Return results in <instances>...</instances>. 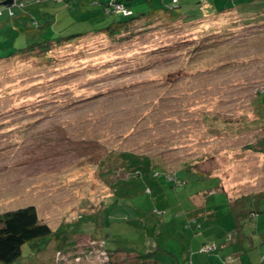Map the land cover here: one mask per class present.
<instances>
[{"label": "rangeland", "instance_id": "374dc122", "mask_svg": "<svg viewBox=\"0 0 264 264\" xmlns=\"http://www.w3.org/2000/svg\"><path fill=\"white\" fill-rule=\"evenodd\" d=\"M131 1L136 15L172 3ZM208 1V12L245 3L262 15L198 51L177 43L179 30L154 31L148 43L162 37L169 50L144 46L145 37L133 50L154 51L152 58L139 55L135 69L124 65L93 80L58 67L77 54L72 46L43 60L0 62V214L33 204L53 230L25 243L12 264H109V250L129 253L131 264H191L198 253L199 264H212L207 260L221 261L227 248L234 258L242 251L249 264H264V211L259 223L244 218L238 229L233 211H248L251 201L237 207L231 200L264 193V127L244 125L264 119V0ZM96 7L92 0L1 6L0 58L41 31L45 38L79 34L114 19ZM24 10L41 25L43 13L53 21L41 31L13 32ZM123 46L116 52L132 47ZM188 164L191 172L183 170ZM205 242L217 250L202 253ZM228 257L224 264H242Z\"/></svg>", "mask_w": 264, "mask_h": 264}, {"label": "trees", "instance_id": "16d2710c", "mask_svg": "<svg viewBox=\"0 0 264 264\" xmlns=\"http://www.w3.org/2000/svg\"><path fill=\"white\" fill-rule=\"evenodd\" d=\"M92 1L97 4L99 3L102 12L106 15L114 16V19L109 24L99 29L53 38L43 37L44 33L41 31L44 27L50 26L52 16L44 14L41 17L44 24L41 25L38 21L40 19L31 18L27 11L24 10L22 14L14 18L15 28H17V31L24 34L38 29L41 31V33H39L40 39L38 38L32 43L26 44L25 47L18 48L16 52L0 58V62L23 61L24 59L22 58L29 57L30 59H35L40 56L42 57L41 60H43L50 58L51 54H59L61 51H66L65 49H69V47L72 46V49H77V54L72 55L70 53L71 55L64 56L63 60L57 62V65H61L58 67H73L74 69H71L70 72H75L76 70V72L82 71L86 73L85 76L88 80H91L90 78L93 80V78L97 79L101 76L104 77L115 71L120 72V68L124 65L129 66L130 69H135V66L132 65L133 59H137L140 57L139 55H141V57L145 55L147 58H152L156 54L154 51L144 50L140 53H136V50H133L134 45L145 37H148V39L146 43H143L144 46L149 44L150 46L148 47L150 48L153 46L154 49H156L155 47L157 46L159 49L169 50L172 46L169 44L171 41L165 42L162 40V37L152 45L151 42L148 43L149 39H154V37H149L154 31H156V34L157 32L161 34L163 32L165 33L167 30L176 32L179 30L180 32L178 31V33L180 35L178 39L181 38L177 43L179 45L184 44L185 47H192L191 50L193 51H198L212 46L215 43L213 40L214 36L222 37L230 32V30H241L245 27L255 26L253 22L258 19L257 17H261L262 15L261 12H251L247 8L248 4L245 3L238 5L235 10L216 9L218 12H208L213 7L212 3L208 0H190L184 4L180 3V0H177L176 3L172 0V3H169L166 7L155 9L152 13L136 15L131 10V4L133 3L131 0H107L106 2L102 0L99 2L97 0ZM253 1L255 0L251 2ZM115 3H123L129 9V14L124 15L121 12L115 11L113 8V4ZM163 38L166 37L163 36ZM123 44L132 46L131 50L125 53H117L116 51L118 49L122 50L121 47H124ZM95 76L98 77L95 78ZM87 87L88 85L82 86V88ZM260 95V103L264 106V91H262ZM262 112L263 116L261 117H264V107L262 108ZM263 123L264 119L259 118L257 121L253 122L252 125L249 123H244V125L246 128L248 126L264 127ZM262 144L264 145V140ZM260 150L264 151V148ZM118 157L138 156L130 152H121L118 154ZM152 163L155 164L153 159ZM189 166L188 164L183 170L189 172ZM198 173L201 175L206 174L202 172ZM231 200L234 205H237V203L239 204L237 207L244 204L247 200L251 201V208L248 211H244L243 209L241 211L234 209L233 211L238 228L243 225L244 218L252 220L254 219L253 216L264 211V193L240 195L239 197H233ZM52 234V227L40 218L38 209L33 204L5 211L0 214V263L12 264L21 256L22 247L25 243L42 237L51 236ZM205 245H209V243ZM202 247L200 251L204 254H212L217 250L216 246L215 250L207 253L201 250ZM108 252L109 264H118L121 261L122 263L127 262V264L129 261L131 264L129 259L125 261L129 253H125V251L122 250H109ZM124 254L126 256H124ZM134 256L135 258L141 259L149 257V254H138ZM134 262L140 263L139 260L135 259L132 263Z\"/></svg>", "mask_w": 264, "mask_h": 264}, {"label": "crops", "instance_id": "0c3cea01", "mask_svg": "<svg viewBox=\"0 0 264 264\" xmlns=\"http://www.w3.org/2000/svg\"><path fill=\"white\" fill-rule=\"evenodd\" d=\"M98 1V0H97ZM107 1V0H106ZM105 1V2H106ZM99 2V1H98ZM94 3H96V2H94ZM96 8H101V7H96ZM101 10V9H100ZM94 11H96V10H94ZM102 11V10H101ZM47 15L48 13H43L42 14V16L43 15ZM48 15H50V14H48ZM13 16H15V12H14V15ZM12 16V17H13ZM50 16H52V15H50ZM93 16H91L90 18H92ZM52 21H53V19H51ZM52 23V22H51ZM10 25V24H9ZM15 21L13 20L12 21V23H11V29L13 30V32H18L17 31V28H15ZM43 33H44V31H43ZM11 34H12V31H11ZM13 35V34H12ZM17 36V35H16ZM16 36H14L15 38H16ZM261 213V212H260ZM260 213H258L256 216H253V218L255 219L256 217H257V219H258V223H259V220L261 219V217L262 216H260ZM259 216V217H258ZM258 223H257V225H258ZM236 227L238 228V226H237V223H236ZM239 229V228H238ZM234 237V240H235V242H239V240H238V238H239V236L238 235H234L233 236ZM208 243V242H207ZM206 242H205V244H207ZM205 244H203V245H205ZM202 245V246H203ZM201 246V247H202ZM228 249V248H227ZM227 249H225V251H224V253L222 254L223 256H229L228 258H229V260H231V263H236L238 260L240 261V263H242V264H249L248 263V261H246V259L245 258H243L242 257V251H238L237 253H238V257H236V258H234V256H236V254H231V253H229L228 251H227ZM223 256H222V260L220 261L219 260V258L218 257H216V256H213V258L212 259H210V260H207L209 263H212V264H224V261H223ZM195 257H196V259H195ZM156 261H158V259L156 258ZM156 263V262H155ZM157 263H159V262H157ZM200 263V254L198 253V255L196 254H194V256H193V259H192V262H191V264H199ZM229 262L228 261H226L225 262V264H228ZM250 264H254L253 262L252 263H250Z\"/></svg>", "mask_w": 264, "mask_h": 264}, {"label": "built area", "instance_id": "2783aa9c", "mask_svg": "<svg viewBox=\"0 0 264 264\" xmlns=\"http://www.w3.org/2000/svg\"><path fill=\"white\" fill-rule=\"evenodd\" d=\"M173 1L175 3L177 2V0H173ZM113 5H114L113 8L115 9V11L121 12L124 15H128L129 14V9L123 3H115ZM1 13H2V11L0 9V15H1ZM10 15L11 16L14 15V12L12 10L10 11ZM215 249H216V245L213 243V244H209V245L203 246L201 250L208 253V252H211V251H213Z\"/></svg>", "mask_w": 264, "mask_h": 264}, {"label": "water", "instance_id": "95a60500", "mask_svg": "<svg viewBox=\"0 0 264 264\" xmlns=\"http://www.w3.org/2000/svg\"><path fill=\"white\" fill-rule=\"evenodd\" d=\"M16 0H0V7L1 6H7V7H11L14 6L16 3Z\"/></svg>", "mask_w": 264, "mask_h": 264}]
</instances>
